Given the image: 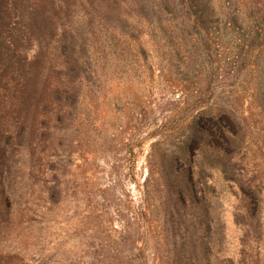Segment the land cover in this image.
<instances>
[{
	"label": "trees",
	"instance_id": "trees-1",
	"mask_svg": "<svg viewBox=\"0 0 264 264\" xmlns=\"http://www.w3.org/2000/svg\"><path fill=\"white\" fill-rule=\"evenodd\" d=\"M236 1L238 7L221 0L219 8H209L200 0H0V264H49L38 244L63 199V130L74 124L79 89L92 84L95 68L111 49L124 60L131 43L146 61L138 35L142 26L149 37H164L175 56L173 40H193L191 90L178 87L193 108L182 146L150 153L161 169L183 178L174 208L192 202L193 168L200 171L205 164L234 188L233 216L244 231L242 244L263 240L262 181L254 175L258 167L246 168L240 156L245 118L229 99L231 92L224 96L217 89L230 73L237 77L252 63L264 67V0ZM147 215L142 210L141 216ZM177 231H167L172 241L165 247V263L159 256L157 264H214L211 245L202 244L198 260L192 235ZM128 250L119 264H147L145 245ZM256 255L247 264H256ZM234 261L228 255L219 264Z\"/></svg>",
	"mask_w": 264,
	"mask_h": 264
},
{
	"label": "rangeland",
	"instance_id": "rangeland-1",
	"mask_svg": "<svg viewBox=\"0 0 264 264\" xmlns=\"http://www.w3.org/2000/svg\"><path fill=\"white\" fill-rule=\"evenodd\" d=\"M200 1L209 8L221 5V0ZM232 5L239 3L233 0ZM139 30L146 61L131 43L124 60L118 49H111L95 68L92 84L79 89L74 124L63 130V199L38 244L45 249L44 258L49 264H119L130 245H145L147 264H157L159 256L165 263V247L172 241L167 231H177L179 225L176 233L192 235L198 260L205 244L212 246L211 263L219 264L229 255L235 264H247L258 252L256 264H264V238L257 246L242 244L244 231L233 216L238 205L234 188L216 170L205 164L200 171L194 167L191 187L196 196L185 209L179 204L174 208L183 178L167 167L161 169L150 153L182 146L193 108L192 99L184 100L178 87L191 90L193 40L183 36L172 41L171 48L178 46L177 56L183 58L177 59L164 37H149L144 26ZM218 84L221 95L231 92L229 99L245 118L240 156L246 168L258 167L254 175L263 186L264 232V67L252 63L237 77L230 73ZM176 167L188 174L182 163ZM142 210L147 217L141 216ZM32 240L29 237V244ZM114 246L120 251H113Z\"/></svg>",
	"mask_w": 264,
	"mask_h": 264
}]
</instances>
